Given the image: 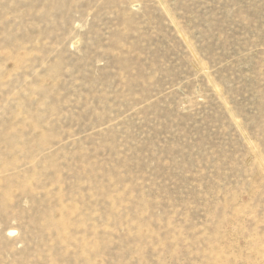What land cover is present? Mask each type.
<instances>
[{"label":"rangeland","instance_id":"rangeland-1","mask_svg":"<svg viewBox=\"0 0 264 264\" xmlns=\"http://www.w3.org/2000/svg\"><path fill=\"white\" fill-rule=\"evenodd\" d=\"M0 264H264V0H0Z\"/></svg>","mask_w":264,"mask_h":264}]
</instances>
